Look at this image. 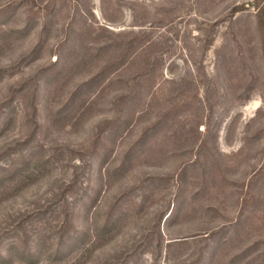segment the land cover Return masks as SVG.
<instances>
[{
  "label": "rangeland",
  "instance_id": "1",
  "mask_svg": "<svg viewBox=\"0 0 264 264\" xmlns=\"http://www.w3.org/2000/svg\"><path fill=\"white\" fill-rule=\"evenodd\" d=\"M0 264H264V0H0Z\"/></svg>",
  "mask_w": 264,
  "mask_h": 264
}]
</instances>
